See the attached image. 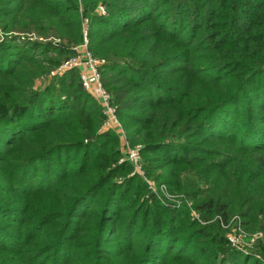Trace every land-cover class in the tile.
<instances>
[{"label":"trees","instance_id":"1","mask_svg":"<svg viewBox=\"0 0 264 264\" xmlns=\"http://www.w3.org/2000/svg\"><path fill=\"white\" fill-rule=\"evenodd\" d=\"M85 21L125 144L78 69L36 84ZM0 33V264H263L264 0H0Z\"/></svg>","mask_w":264,"mask_h":264},{"label":"built area","instance_id":"2","mask_svg":"<svg viewBox=\"0 0 264 264\" xmlns=\"http://www.w3.org/2000/svg\"><path fill=\"white\" fill-rule=\"evenodd\" d=\"M98 12L102 15L105 14L104 7L99 6ZM87 29L88 25L85 21L82 27L84 36L83 44L75 47L73 49V56L62 62L54 71L51 72V75H61L65 71L78 69L80 71V81L82 87L89 93H95L96 97L100 101V105L103 108V114L106 117L103 125L104 129L115 130L119 135L122 143L125 144L123 128L117 118L116 109L111 105L110 96L103 88L101 83V77L98 71V67L103 64L104 61L94 59L88 52V40L86 37ZM123 160L128 161L132 165L133 174L136 173L140 175L146 181L148 188L152 193L160 194L164 199H166V201L170 200L172 202L171 204L175 205V207L177 208L182 205L183 202L181 201V199L170 195L165 185H157L155 184V182L147 180L141 166L139 147L127 148L126 155L124 156V159H121L120 162H123ZM186 204L188 207H190L188 203ZM194 219L200 220L198 216ZM217 219L219 218L216 217L213 221ZM220 225L226 232V238L229 245L231 246V248L236 250L245 252L250 251L251 247H253L254 244L256 245L258 241L263 237V234L261 232H256L254 234L246 233V231L243 229L242 222L239 217H233L226 224L221 222ZM231 228H233V231L229 232ZM260 260L262 261L264 259L260 258ZM262 262L264 263V261Z\"/></svg>","mask_w":264,"mask_h":264},{"label":"rangeland","instance_id":"3","mask_svg":"<svg viewBox=\"0 0 264 264\" xmlns=\"http://www.w3.org/2000/svg\"><path fill=\"white\" fill-rule=\"evenodd\" d=\"M1 34V33H0ZM3 35V37H4V34H2ZM29 39L30 40H35V38H33V36H21V38L19 39V40H17L16 42H15V45H16V47H18L19 49H21V47H23L24 46V44L22 43V42H26V41H29ZM48 57H55V55L54 54H49L48 55ZM67 59H64L63 58V62L64 61H66ZM55 69H51L49 72H48V74L47 75H44V76H42L39 80H38V82L36 83L37 84V87H40V88H43V87H45L47 84H49V83H51V85H54V84H52L53 83V78H52V75H51V72L52 71H54ZM90 94V96L93 98V99H95L96 101H97V103H99L100 104V101L98 100V98L96 97V95H95V93H89ZM119 120V119H118ZM127 146H126V148L124 149V150H122V152H123V155L125 156L126 155V151H127ZM147 180H152V179H147ZM155 182V181H154ZM156 183V182H155ZM157 184V183H156ZM155 196L159 199H161V201H163L162 203L164 204V203H168V204H171L172 202L170 201V200H168V201H166V199H164L160 194H158V193H155ZM147 197V196H146ZM189 215L191 216L190 218H191V220H192V218L194 219V218H196L197 216H198V218L200 219V217H199V214L197 213V211H195V210H192V209H190V211H189ZM194 220H196V219H194ZM211 222H213V220H210L209 221V223H211ZM200 223H201V225H203V224H206L205 222H201L200 221ZM234 225V224H233ZM233 225H232V227H233ZM235 229V228H234ZM244 229V228H243ZM233 231V228H231L230 229V231L229 232H232ZM246 231V230H245ZM226 233V232H225ZM224 233V234H225ZM246 233H250V232H248V231H246ZM254 233H256V232H253V233H251V234H254ZM257 246H258V243L255 245L254 244V246L253 247H251V249H250V251H252V252H254V253H257ZM261 259H264V257H260ZM262 261H264V260H262ZM263 263V262H262ZM264 264V263H263Z\"/></svg>","mask_w":264,"mask_h":264}]
</instances>
